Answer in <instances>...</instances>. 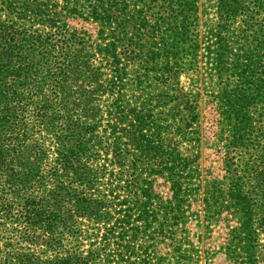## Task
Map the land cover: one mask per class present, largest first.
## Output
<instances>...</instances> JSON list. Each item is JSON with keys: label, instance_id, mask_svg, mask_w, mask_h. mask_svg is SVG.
Instances as JSON below:
<instances>
[{"label": "trees", "instance_id": "1", "mask_svg": "<svg viewBox=\"0 0 264 264\" xmlns=\"http://www.w3.org/2000/svg\"><path fill=\"white\" fill-rule=\"evenodd\" d=\"M127 1L65 0L63 13L59 0H0V264H151L149 249L137 246L140 230L131 221L133 210L138 217L148 215L140 198L144 194L126 185L135 179L127 167L131 146L120 144L116 123L101 124V112L92 109V91L99 88L69 86L92 74L78 73L75 65L83 62L79 52L86 42L78 41L62 19L85 5L95 20L111 23L121 17L118 37L96 47L104 59L115 60L119 47L131 58L140 41L134 29L143 27L152 35L153 26L145 27V11L139 9L147 0H135L132 14L125 12ZM196 2L171 1L170 17L178 21L180 16V22L161 32L165 65L172 58L176 66L182 55L197 50V42L186 50ZM208 9L206 33L215 41L206 49L213 54L218 79L237 68L236 84L222 97L227 107L222 113L232 127L230 144L251 138L256 146L248 158L232 152L225 164L233 174L229 195L251 242L264 235L261 198L249 197L261 176L257 164H264V148L258 149L264 122L255 121L264 116L258 112L264 104V0H212ZM231 55L236 60L230 63ZM130 115L137 123L133 126L141 127L142 116ZM245 257L246 264L264 262L259 250L247 248Z\"/></svg>", "mask_w": 264, "mask_h": 264}, {"label": "rangeland", "instance_id": "2", "mask_svg": "<svg viewBox=\"0 0 264 264\" xmlns=\"http://www.w3.org/2000/svg\"><path fill=\"white\" fill-rule=\"evenodd\" d=\"M134 1H127L126 13H133ZM171 1L147 0L139 7L145 11V27L153 26V33L143 27L140 32L134 29L133 37L140 41L135 39L137 52L131 58L125 57L119 47L115 60L110 56L104 59V52L96 47H104L118 37L121 17L111 23L95 20L88 5L80 6L75 15L63 17L65 28L74 31L78 41L86 42V49L79 52L83 62L75 65L78 73L92 74V79L79 78L69 86L99 88V92L92 91V109L98 107L101 124L107 120L116 123L120 144L128 142L131 146L127 167L135 172V179L126 185L144 194L140 198L148 209V215L140 217L133 210L131 221L140 230L137 246H143L141 251L149 249L151 264H246L247 248L264 254V235L246 241L240 227L242 212L229 195L234 182H230L233 174L226 168V156L237 151L248 158L256 147L249 143L251 138L241 145L230 144L232 127L222 113L227 108L222 97L236 84L237 68L230 67L218 79L213 54L206 49L215 41L206 33L212 0H197V18L192 15L190 20L193 31L189 30L192 36L186 50L195 42L197 50L182 55L176 66L171 64L172 58L170 63H162L167 59L161 54V32L180 22V16L178 21L170 17ZM59 4L64 13L65 0H59ZM104 4L110 8L107 2ZM175 4L177 13L181 7L179 2ZM238 24L242 25V19ZM127 30L133 32L130 27ZM227 59L231 63L236 57ZM104 88L113 89L103 92ZM263 108L264 104L258 112L264 114ZM135 113L142 116L139 128L133 126L137 123L130 115ZM256 120L263 123L264 116ZM259 144L258 149L264 148V140ZM256 170L261 176L254 179L249 197L261 198L260 212L264 216V164H257ZM123 198L130 199L127 195ZM127 205L132 206L129 202ZM117 217L115 214L113 220Z\"/></svg>", "mask_w": 264, "mask_h": 264}]
</instances>
